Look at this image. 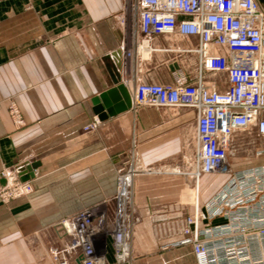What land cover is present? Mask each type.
<instances>
[{"label": "crops", "instance_id": "1", "mask_svg": "<svg viewBox=\"0 0 264 264\" xmlns=\"http://www.w3.org/2000/svg\"><path fill=\"white\" fill-rule=\"evenodd\" d=\"M257 1L264 9V0ZM124 4L0 3V186L6 183L3 173L21 167V179L34 188L26 197L0 202V264H49L55 248L72 242L60 221L90 208L104 214L108 225L95 241L96 255L106 264H119L113 232L121 216L137 219L128 264H196L192 245L182 243L185 229L194 227L187 218L198 212L206 216L200 227L227 223L222 215H210L212 202L233 178L179 176L181 156H196L195 110L131 107L107 119L94 111L93 100L119 84L132 103L139 82L120 65ZM169 57L156 56L144 78L174 83L181 65L165 61ZM217 88L224 91L227 84L221 79ZM263 157L256 155L245 172L263 167ZM32 164L28 178L23 173ZM130 165L153 171L135 175L124 197L118 170ZM81 256H70V264H81Z\"/></svg>", "mask_w": 264, "mask_h": 264}, {"label": "built area", "instance_id": "2", "mask_svg": "<svg viewBox=\"0 0 264 264\" xmlns=\"http://www.w3.org/2000/svg\"><path fill=\"white\" fill-rule=\"evenodd\" d=\"M122 15L120 65L125 74L139 77L132 110H195L197 176L227 171L235 134L255 126L264 138V9L257 0H125ZM158 55L181 65L174 83L144 78ZM221 79L227 84L224 91L217 88ZM11 113L21 123L13 106ZM22 171L20 167L2 174V203L33 192L32 182L21 179ZM152 171L136 165L119 168V195L128 197L132 178ZM212 209L211 218L222 215L227 223L200 228L206 216L197 212L188 220L193 231L185 230L189 236L182 243L193 246L197 263L264 264V166L234 177ZM121 217L113 232L119 264L129 261L132 225L137 222ZM59 226L72 242L54 250L52 264H70L69 257L77 251L81 264H105L95 246L98 235L108 229L104 214L86 209L63 218Z\"/></svg>", "mask_w": 264, "mask_h": 264}, {"label": "rangeland", "instance_id": "3", "mask_svg": "<svg viewBox=\"0 0 264 264\" xmlns=\"http://www.w3.org/2000/svg\"><path fill=\"white\" fill-rule=\"evenodd\" d=\"M4 2H6V1H4ZM258 150H264V138L260 137V135L258 134L257 128L255 126H252L246 132L235 134V137H233V139H232L231 147L229 149L227 159H226L228 169L225 172H218V173L212 174L213 175L212 177L214 178V182L215 181L217 182L218 178H216V177L219 175H227V176H230L231 178H234L237 175L247 171V169H248L247 167L250 165L249 163H252L255 161L256 152ZM261 156H264V154ZM260 158H262V157H260ZM181 161H183L185 163H184V166L179 165V176L192 177L195 181H197L199 178H202V177H205V178L211 177L210 175H206L203 173H201L199 176H197V168H196V164H195V158H193L192 155H190V154L186 155V153L183 154L181 156ZM257 169H259V168H257ZM10 172H12V171H10ZM212 177H211V180L213 179ZM220 177H222V176H220ZM191 194H192L193 200L195 201L196 200V193L192 192ZM0 202H1V200H0ZM194 217H195V214H193L192 216H189L187 218V223H188L189 219H192ZM199 222H201V221H199ZM126 223H129V221H126ZM188 225L190 226L189 223H188ZM199 227H200V225H199ZM200 228H204V227H200ZM189 230L191 232L193 231L190 228H189ZM66 245L67 244L61 246L60 248H55L54 250H62ZM54 250H53L52 254L54 253ZM193 251H194V249H193ZM194 256H195V254H194ZM132 257H133V255H132V250H131V246H130V258H129L130 262H131ZM129 261H128V263H129ZM195 262H196V264H198L196 257H195ZM49 264H52V260Z\"/></svg>", "mask_w": 264, "mask_h": 264}, {"label": "water", "instance_id": "4", "mask_svg": "<svg viewBox=\"0 0 264 264\" xmlns=\"http://www.w3.org/2000/svg\"><path fill=\"white\" fill-rule=\"evenodd\" d=\"M94 111L101 119L118 115L131 108V97L127 88L119 84L116 88L104 92L98 98L93 100ZM35 164L26 167L23 175H28V178L33 176Z\"/></svg>", "mask_w": 264, "mask_h": 264}, {"label": "bare ground", "instance_id": "5", "mask_svg": "<svg viewBox=\"0 0 264 264\" xmlns=\"http://www.w3.org/2000/svg\"><path fill=\"white\" fill-rule=\"evenodd\" d=\"M144 53L146 54V53H147V51H144Z\"/></svg>", "mask_w": 264, "mask_h": 264}]
</instances>
